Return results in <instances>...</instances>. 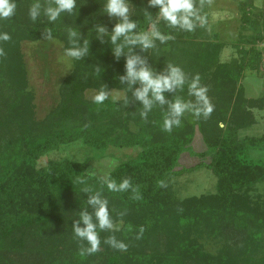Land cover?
<instances>
[{
	"label": "trees",
	"instance_id": "16d2710c",
	"mask_svg": "<svg viewBox=\"0 0 264 264\" xmlns=\"http://www.w3.org/2000/svg\"><path fill=\"white\" fill-rule=\"evenodd\" d=\"M14 2V14L2 21L4 26L0 28V33L10 36L7 41L0 40V264H12L13 255L21 256L45 237L73 247L72 226L80 220L81 211H93L87 200L96 192L107 199L112 223H123L114 238L126 248L110 244L114 252L95 264H264V208L253 205L248 196L264 181V161L251 156L254 151H264V134L239 136L253 123L244 107L249 101L243 89L238 90L232 110L214 106L209 118L198 117V127L182 116L179 126L166 131L163 121L167 103L157 102L142 118L143 104L133 95L141 85L136 83L132 91H127L128 81L120 80L125 75V57L115 58L107 34L103 41L97 38V25L104 24L110 31L116 22L106 15L107 0H76L71 13L62 12L51 22L43 9L54 0ZM37 2L41 14L33 21L29 9ZM143 2L129 15L137 24L134 31L147 32L155 25L172 38L164 43L156 40L154 48L144 51L132 46V54L144 59L158 74H164L167 65L172 64L180 67L186 77L182 89L164 93L166 101L179 98L194 102L188 84L198 75L203 85L200 68L216 66L210 74L213 81L239 84L243 71L255 67L253 62L258 56L232 66L219 64L222 45L195 44L197 27L190 32L171 27L158 19L157 8ZM193 2L197 5L207 0ZM204 7H200V14H205ZM70 30L78 33L81 46L88 42L89 51L80 59L74 58V70L62 85L58 108L44 121H34L32 98L19 87L27 82L20 43L50 37L60 40L67 49L72 47ZM185 38L188 48L183 46ZM101 88L107 93L114 89L126 91L127 103L107 98L97 104L85 99V91L93 89L98 94ZM197 128L207 146L200 153L194 150ZM80 137L97 149L109 145L141 149L136 158L120 164L107 178L117 184L128 179L129 189L108 190L104 180L85 172L86 163L63 161L38 166L42 156ZM186 153L199 156L201 161L183 166ZM206 158L210 161L205 162ZM203 167L218 179L216 194L183 200L173 194L174 177ZM86 187L91 191H83ZM241 191L247 195L242 196ZM80 226L84 227L82 223ZM212 233L224 237L215 254L207 252L200 241L203 235ZM79 255L76 262L83 264V255Z\"/></svg>",
	"mask_w": 264,
	"mask_h": 264
},
{
	"label": "rangeland",
	"instance_id": "374dc122",
	"mask_svg": "<svg viewBox=\"0 0 264 264\" xmlns=\"http://www.w3.org/2000/svg\"><path fill=\"white\" fill-rule=\"evenodd\" d=\"M140 1L142 0H126L129 15L135 13ZM143 1L147 3V0ZM199 2H203V0H199ZM196 6L199 8L205 6V14H201L205 17V23L202 26L197 23L194 43L222 45L218 57L219 64L232 66L234 62L240 63L242 59L250 62L253 56H258L254 62L252 61L256 63L255 67L243 71L239 84L231 82L219 84L213 81L210 74L216 71V66L208 69L200 68L198 71L203 74L202 86L206 87V95L213 107L218 106L222 109L231 107L232 110L238 99V90L243 89L244 97L249 101L244 104V107L249 112L253 123L249 128L241 130L239 136L240 138L260 137L264 134V0H207V2ZM243 18H246V21H243ZM113 19L116 21V18ZM5 20L6 18L0 19V28L4 26L2 21ZM152 28L150 27L147 32L150 33ZM182 41H184L183 46L188 48V40L185 38ZM65 50L64 44L60 40L50 37H41L36 41L24 40L20 43L27 82L26 85L19 87L32 98L30 103L31 119L34 121H44L61 103L62 85L74 70L75 64L74 58L66 56ZM8 82L12 81L8 80ZM96 94V90L89 89L85 91L84 97L86 100L92 101ZM107 94L110 101L120 102L125 100L127 92L114 89ZM231 110H228V115ZM182 116L188 123L198 127V117L194 116L192 112L185 111ZM221 127L224 128L225 125L221 124ZM196 134L194 150L200 153L205 151L207 146L202 140L198 128ZM140 151L139 147L116 145L97 149L87 145L84 137H80L72 142L62 144L42 156L38 161V166L43 167L50 162L63 161L86 163L85 172L87 174L105 180L116 167L136 158ZM251 156L253 159L264 161V151H254ZM199 161H201L199 156L190 153H186L182 159L185 167ZM209 161L208 158L205 159V162ZM217 184L218 179L212 171L203 167L174 177L172 191L181 200L192 197L199 198L203 195L216 194ZM240 194L246 196L247 192L241 191ZM248 196L253 205H261V208H264V181L248 192ZM122 227L123 223L118 222L113 223L111 229L98 230L100 244L95 252L85 251L90 245L86 240H81L76 236L73 237L75 240L73 247L64 245V242L58 244L55 239L45 237L37 245L28 247L21 256L13 255L12 264H68L70 260H72L71 264H77L76 259L80 256L79 254L83 255V264H95L105 255L114 252L107 241L121 232ZM223 238L218 233L214 235L212 233L210 236L203 235L200 241L207 252L215 254L223 245Z\"/></svg>",
	"mask_w": 264,
	"mask_h": 264
},
{
	"label": "clouds",
	"instance_id": "9594fccd",
	"mask_svg": "<svg viewBox=\"0 0 264 264\" xmlns=\"http://www.w3.org/2000/svg\"><path fill=\"white\" fill-rule=\"evenodd\" d=\"M147 5L150 8H157L158 19H163L171 27H179L190 32L195 29L197 23L201 26L205 23V17L200 14V8L194 4L193 0H147ZM75 6L76 0H54V3L43 9V14L51 22L57 20L62 12L71 13ZM15 8L14 0H0V19L11 17ZM145 11L147 12V9ZM105 12L110 19L116 18V22L110 31L104 24L97 25V38L103 41V36L107 34L109 42L114 45L112 51L115 58L118 60L121 56L125 57V75L121 76L120 80L122 82L124 80L128 81L127 91H132V85L136 83L141 85L133 91V95L143 104V111L140 113L142 118L147 117L148 112L152 110L157 102L159 105L167 103L168 111L164 117L163 128L170 132L173 126L180 125V118L185 111L192 112L196 117L202 115L205 118L212 113L213 105L206 95V87L200 85V77L198 75L188 84L189 95L195 97L194 102H184L179 98L174 101H166L165 92L182 89L185 85L186 77L183 70L178 66L168 64L165 73L158 74L146 65L144 59L132 54V46H139L142 51L152 49L155 47L156 40L164 43L166 40L171 39V36L162 34L155 28V25H153V30L150 33H136L134 30L137 24L129 18V7L126 0H107ZM40 14L41 4L38 2L34 3L29 9L31 19L35 21ZM68 36L72 47L65 50L66 56L75 59L84 57L89 51L88 42L85 41L83 46H81L78 40V33L74 30H70ZM9 39L10 36L7 33H0V40L7 41ZM125 48H128L127 53L124 52ZM149 92H151V97ZM107 95L104 88H101L98 94L94 96V102L102 104L107 99ZM125 103H127V97L125 98ZM103 183L106 184L110 191H125L130 187L128 179H124L119 184L112 179H105ZM83 191L90 192L91 189L86 187ZM87 204L92 207L93 211L91 213L87 210L81 211L80 220L74 222L72 227L76 237L88 242L90 247L85 251L91 253L95 252L100 244L97 228L100 230L111 229L113 223L108 211V201L102 198L99 192L91 195L87 200ZM81 223L84 227L80 226ZM140 231L142 233L143 228ZM107 243L115 248H126L123 242L115 240L114 237L109 238Z\"/></svg>",
	"mask_w": 264,
	"mask_h": 264
}]
</instances>
